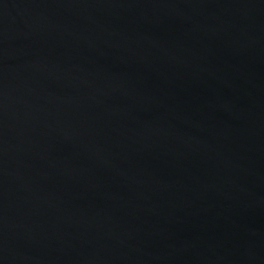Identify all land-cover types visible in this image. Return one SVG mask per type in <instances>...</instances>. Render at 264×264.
<instances>
[{"label":"water","instance_id":"95a60500","mask_svg":"<svg viewBox=\"0 0 264 264\" xmlns=\"http://www.w3.org/2000/svg\"><path fill=\"white\" fill-rule=\"evenodd\" d=\"M0 264H264V0H0Z\"/></svg>","mask_w":264,"mask_h":264}]
</instances>
